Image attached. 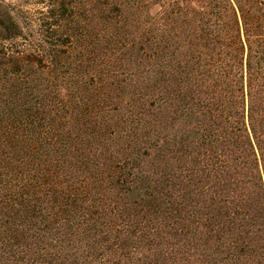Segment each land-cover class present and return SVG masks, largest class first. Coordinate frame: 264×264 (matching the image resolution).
<instances>
[{
  "label": "trees",
  "instance_id": "trees-1",
  "mask_svg": "<svg viewBox=\"0 0 264 264\" xmlns=\"http://www.w3.org/2000/svg\"><path fill=\"white\" fill-rule=\"evenodd\" d=\"M0 2V264H264V0Z\"/></svg>",
  "mask_w": 264,
  "mask_h": 264
},
{
  "label": "rangeland",
  "instance_id": "rangeland-1",
  "mask_svg": "<svg viewBox=\"0 0 264 264\" xmlns=\"http://www.w3.org/2000/svg\"><path fill=\"white\" fill-rule=\"evenodd\" d=\"M42 0H4L5 3H8L16 12L26 11L32 13L35 9L41 7V3H38ZM0 2H2L0 0Z\"/></svg>",
  "mask_w": 264,
  "mask_h": 264
}]
</instances>
